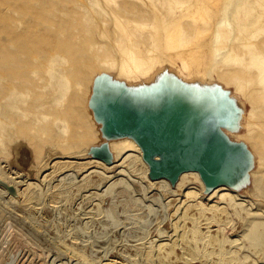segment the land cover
<instances>
[{"label":"rangeland","instance_id":"obj_1","mask_svg":"<svg viewBox=\"0 0 264 264\" xmlns=\"http://www.w3.org/2000/svg\"><path fill=\"white\" fill-rule=\"evenodd\" d=\"M175 91L248 176L152 179L95 115ZM0 180V264H264V0H0Z\"/></svg>","mask_w":264,"mask_h":264},{"label":"water","instance_id":"obj_2","mask_svg":"<svg viewBox=\"0 0 264 264\" xmlns=\"http://www.w3.org/2000/svg\"><path fill=\"white\" fill-rule=\"evenodd\" d=\"M104 94L94 97V111L103 120L105 134L132 136L143 149L152 179L175 184L182 172L195 170L211 188L230 180L248 162L243 145L230 143L217 125L196 115L184 93L168 92L154 107Z\"/></svg>","mask_w":264,"mask_h":264},{"label":"bare ground","instance_id":"obj_3","mask_svg":"<svg viewBox=\"0 0 264 264\" xmlns=\"http://www.w3.org/2000/svg\"><path fill=\"white\" fill-rule=\"evenodd\" d=\"M79 79V78H78ZM211 98V97H210ZM227 112H229V110L227 109ZM228 116H230L231 118L228 120V122H225V123H222L221 124V126H223V127H225V128H228V129H235L234 127H233V124L236 122L235 120H232L233 119V114H231V113H228ZM233 127V128H232ZM251 155V154H250ZM102 158L104 157V156H102V155H100ZM99 156V157H100ZM248 159L249 160H251V156H250V158H249V153H248ZM251 167H252V165L250 164V161H248L247 162V164H244L243 166H241L240 168H239V170H237L236 172H235V174L233 175V177L230 179V180H228V181H226V182H222V183H220V184H218V185H216V186H213V187H211V188H209V189H213V188H215V187H217V186H219V185H223V184H225V185H230V186H234L235 184H237V182L238 181H240L241 179H242V177H244V176H248V171L251 169ZM190 171H195V170H190ZM184 172H187V171H184ZM184 172H182V173H184ZM198 173H199V171H197ZM181 173V174H182ZM180 174V175H181ZM200 174V173H199ZM201 176V175H200ZM202 178V177H201ZM167 179V178H166ZM203 179V178H202ZM169 180V179H168ZM204 180V179H203ZM3 182V181H2ZM6 184V183H5ZM161 184H163V183H161ZM8 186H11V185H8ZM165 186H166V184H165ZM164 186V187H165ZM168 186V185H167ZM166 186V187H167ZM207 187H208V185H207ZM7 189H8V187H6ZM211 191V190H210ZM6 193H8V191H6ZM261 220H259V219H251L250 220V224H255L256 226H260V225H263V224H261ZM7 227H8V229H12V227H14L13 225H12V223H9L8 225H7ZM9 233H8V235H7V237H9Z\"/></svg>","mask_w":264,"mask_h":264}]
</instances>
